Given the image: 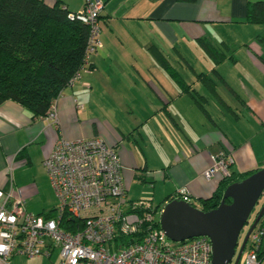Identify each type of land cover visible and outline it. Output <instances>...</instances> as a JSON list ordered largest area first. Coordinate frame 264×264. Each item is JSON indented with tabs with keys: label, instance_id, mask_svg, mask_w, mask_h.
Returning <instances> with one entry per match:
<instances>
[{
	"label": "crops",
	"instance_id": "obj_1",
	"mask_svg": "<svg viewBox=\"0 0 264 264\" xmlns=\"http://www.w3.org/2000/svg\"><path fill=\"white\" fill-rule=\"evenodd\" d=\"M102 1L101 47L90 55L91 70L57 97L58 126L14 100L0 103V188L12 180L24 199H36L27 211L52 210L57 198L43 160L59 138L101 137L115 146L126 198L156 212L183 199L181 189L201 209L220 185V174L203 175L220 151L234 158L235 179L263 168L264 22L248 15L264 0ZM200 38L225 58L215 63Z\"/></svg>",
	"mask_w": 264,
	"mask_h": 264
},
{
	"label": "built area",
	"instance_id": "obj_2",
	"mask_svg": "<svg viewBox=\"0 0 264 264\" xmlns=\"http://www.w3.org/2000/svg\"><path fill=\"white\" fill-rule=\"evenodd\" d=\"M102 8V0H85L80 11L68 14L89 26L83 65L68 86L80 78L82 71L91 70L90 55L101 47L98 17ZM56 100L41 116L55 127ZM211 158L212 165L203 173L206 178L217 173L222 178L232 175L231 154L220 151ZM43 166L57 198L52 216L27 211L21 189L14 187L12 180L8 189L0 188V264H7L17 254L51 256L55 249L58 264H214L207 237L174 242L154 225L156 210L149 203L126 198L117 148L101 137L59 138ZM178 193L187 201L185 189ZM64 217L80 226L72 231L64 229ZM120 236L139 240L123 245ZM263 249L264 227L257 226L246 243L242 264H264Z\"/></svg>",
	"mask_w": 264,
	"mask_h": 264
},
{
	"label": "trees",
	"instance_id": "obj_3",
	"mask_svg": "<svg viewBox=\"0 0 264 264\" xmlns=\"http://www.w3.org/2000/svg\"><path fill=\"white\" fill-rule=\"evenodd\" d=\"M78 11L68 10L60 1L48 5L43 0H0V103L14 100L34 116L46 115L52 101L68 86L69 80L84 62L89 26L76 18L68 17L69 13ZM248 18L252 22H264L263 2L251 4ZM199 43L215 63L225 58V54L205 38H200ZM89 68L91 69L90 60ZM179 83L184 84L183 80H179ZM251 173L253 171L246 172L238 179L232 175L221 178L218 189L200 204L201 209L216 207L228 184ZM53 209L42 215L52 216ZM256 214L257 212L250 220L248 228ZM154 225L160 227L156 218ZM79 226L80 223L76 220L63 218L64 229L72 231ZM257 226L264 227V214ZM134 240L139 239L135 236L119 237L123 245ZM261 256L264 259V249ZM239 264H242L241 259Z\"/></svg>",
	"mask_w": 264,
	"mask_h": 264
},
{
	"label": "water",
	"instance_id": "obj_4",
	"mask_svg": "<svg viewBox=\"0 0 264 264\" xmlns=\"http://www.w3.org/2000/svg\"><path fill=\"white\" fill-rule=\"evenodd\" d=\"M263 192L264 167L228 184L212 209H199L180 198L169 200L162 207L159 225L174 242L207 237L214 264H239L249 236L264 214V203L240 244L239 238Z\"/></svg>",
	"mask_w": 264,
	"mask_h": 264
},
{
	"label": "rangeland",
	"instance_id": "obj_5",
	"mask_svg": "<svg viewBox=\"0 0 264 264\" xmlns=\"http://www.w3.org/2000/svg\"><path fill=\"white\" fill-rule=\"evenodd\" d=\"M84 2H85V0H84ZM231 79L239 81L238 75H236V74H233ZM263 79H264V77H263ZM244 90H246V89H244ZM244 90H243V92H244ZM260 95L264 96V92H261ZM210 109H211V111H213V113L215 112V107H212L210 105ZM243 111L246 112L245 110H243ZM244 112H242V114H246ZM261 130L262 131L258 132L257 138L264 142V129L261 127ZM24 200H25V205H27L28 208H29V203H33L34 201H36V199H34V198H31L30 200H27L25 198ZM263 203H264V193L260 197V200H259L258 204L255 206L254 211L252 212L249 220L252 219L254 214L259 210V208H261ZM197 206L200 207L198 204H197ZM159 217H160V212L159 211L155 212L154 218L159 220ZM248 226H249V224L244 227V229L240 235V238H239V244L241 243V241H242V239L246 233V230H248ZM243 257H244V253L242 254L241 260H243ZM14 258H15L14 261L10 260L9 264H58V262H59V254H58L57 249L52 253V256L50 258H47L46 256H43V255L29 257V256L22 255V254H19L18 256H15Z\"/></svg>",
	"mask_w": 264,
	"mask_h": 264
},
{
	"label": "flooded vegetation",
	"instance_id": "obj_6",
	"mask_svg": "<svg viewBox=\"0 0 264 264\" xmlns=\"http://www.w3.org/2000/svg\"><path fill=\"white\" fill-rule=\"evenodd\" d=\"M263 193H264V192H263ZM262 205H263V204H262ZM259 210H260V208H259ZM259 210H258V211H259ZM258 211H257V212H258ZM249 222H250V220H249ZM246 231H247V230H246Z\"/></svg>",
	"mask_w": 264,
	"mask_h": 264
}]
</instances>
